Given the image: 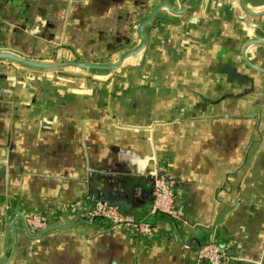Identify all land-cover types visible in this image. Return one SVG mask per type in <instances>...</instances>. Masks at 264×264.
<instances>
[{"label": "crops", "instance_id": "crops-1", "mask_svg": "<svg viewBox=\"0 0 264 264\" xmlns=\"http://www.w3.org/2000/svg\"><path fill=\"white\" fill-rule=\"evenodd\" d=\"M183 3L0 0V50L46 65L0 57V264H208V236L264 264V0ZM156 8L118 68L47 67L118 62ZM156 175L174 216L148 215Z\"/></svg>", "mask_w": 264, "mask_h": 264}, {"label": "built area", "instance_id": "built-area-1", "mask_svg": "<svg viewBox=\"0 0 264 264\" xmlns=\"http://www.w3.org/2000/svg\"><path fill=\"white\" fill-rule=\"evenodd\" d=\"M172 181L160 175L155 176L153 181V194L149 206L148 215L155 216L165 214L174 216L173 198L171 192ZM85 218L92 221L95 218H103L110 222L113 227L119 226L132 230L137 235H150L153 225L146 219H135L129 214L123 212L121 208L113 203L94 200V202L85 209ZM31 225H44V219L41 217H32ZM231 251L227 245L220 244L211 236H208L200 245L198 252V261H204L208 264H224L232 258Z\"/></svg>", "mask_w": 264, "mask_h": 264}, {"label": "water", "instance_id": "water-1", "mask_svg": "<svg viewBox=\"0 0 264 264\" xmlns=\"http://www.w3.org/2000/svg\"><path fill=\"white\" fill-rule=\"evenodd\" d=\"M179 1V9H173L171 8L168 4H163L165 7H167L169 9V11H171L174 14H181L184 11V0H178ZM243 7L246 11L247 10L246 6L244 5V3L242 2ZM157 8L150 13L149 15H147V17L142 20L138 26V34H139V38H140V43L139 45L133 49L132 51L126 53L118 62L114 63V64H106V63H93V62H88V61H76L73 63H61V64H57V65H53L51 64V66H47V67H64V66H68V65H74V63L78 66L84 67L85 69H115L118 68L121 64L122 61L124 60V58L128 55H130L131 53H135L136 51L140 50L143 45H144V37H143V27L144 25L151 20V18L154 16L155 12H156ZM250 12V11H249ZM0 57H8L10 59H13L15 61H18L19 63L23 64V65H27V66H31V67H36V68H45L46 65L40 64L38 63V61H34V60H29L26 59L25 57H20V56H14L10 53H7L5 51L0 50Z\"/></svg>", "mask_w": 264, "mask_h": 264}]
</instances>
